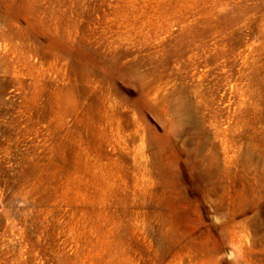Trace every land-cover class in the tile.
<instances>
[{
    "label": "rangeland",
    "instance_id": "1",
    "mask_svg": "<svg viewBox=\"0 0 264 264\" xmlns=\"http://www.w3.org/2000/svg\"><path fill=\"white\" fill-rule=\"evenodd\" d=\"M0 264H264V0H0Z\"/></svg>",
    "mask_w": 264,
    "mask_h": 264
}]
</instances>
